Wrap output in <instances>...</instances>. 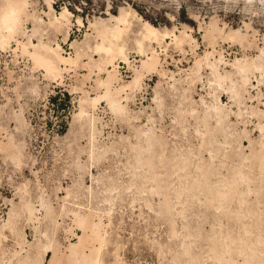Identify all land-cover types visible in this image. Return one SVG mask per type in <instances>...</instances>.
I'll list each match as a JSON object with an SVG mask.
<instances>
[{
    "label": "rangeland",
    "instance_id": "obj_1",
    "mask_svg": "<svg viewBox=\"0 0 264 264\" xmlns=\"http://www.w3.org/2000/svg\"><path fill=\"white\" fill-rule=\"evenodd\" d=\"M14 1L0 264H264V0Z\"/></svg>",
    "mask_w": 264,
    "mask_h": 264
},
{
    "label": "bare ground",
    "instance_id": "obj_2",
    "mask_svg": "<svg viewBox=\"0 0 264 264\" xmlns=\"http://www.w3.org/2000/svg\"><path fill=\"white\" fill-rule=\"evenodd\" d=\"M3 3L4 4L0 8V43H2L5 40V35L6 34L14 33L17 30L18 26H20L19 25L20 24V17H21V13H22V6L19 5V3L15 2L14 0H4ZM49 7L51 9H53V6L51 4H50ZM67 13H69V10L65 9L63 11L62 15H65ZM114 18L116 20L115 24L111 28L107 29L105 32H103L101 34V38H102L103 42L106 43V45L104 47H102L103 45H101V48H102V50L104 51V53L106 54V56L109 59L111 58V60H113L115 58V56L121 55V57H123V59L122 58L121 59L127 61L128 57H127V55H126V53L124 51L126 43H125V40H124V38L122 36V33H123V31L125 29L129 28L131 22L127 18V15L124 16L123 14H120L119 16L114 17ZM155 32H156V29L152 25H150L149 23H146V28H145L144 32L142 33V36L145 39H150V38H152L155 35ZM60 49L61 48H60L59 45H58L57 48L53 49V51L51 49L52 53L54 54V57L57 58V59L60 56V53H59ZM49 52H50V49H49ZM46 59H48V58H46ZM46 59H45V61H47ZM57 59H55V60H57ZM55 60H53V59L48 60L46 62L47 66L49 68H52V69L54 67H56ZM58 68L59 67H57V69ZM243 75H244V73H243ZM111 105H113V102H112ZM51 252H52V249H51L50 246L46 247V248L44 247V251H43V254H42V257H41V260H40V264H44L45 263L46 257ZM48 260H49V264H53L52 260L50 258Z\"/></svg>",
    "mask_w": 264,
    "mask_h": 264
},
{
    "label": "trees",
    "instance_id": "obj_3",
    "mask_svg": "<svg viewBox=\"0 0 264 264\" xmlns=\"http://www.w3.org/2000/svg\"><path fill=\"white\" fill-rule=\"evenodd\" d=\"M52 100L54 101V100H55V98H52ZM49 256H50V255H49ZM49 256H48V257H49Z\"/></svg>",
    "mask_w": 264,
    "mask_h": 264
}]
</instances>
